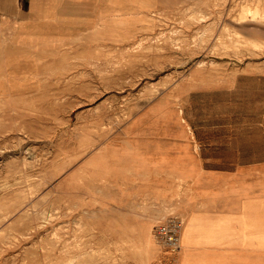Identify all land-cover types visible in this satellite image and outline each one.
<instances>
[{"label": "rangeland", "instance_id": "rangeland-1", "mask_svg": "<svg viewBox=\"0 0 264 264\" xmlns=\"http://www.w3.org/2000/svg\"><path fill=\"white\" fill-rule=\"evenodd\" d=\"M258 1L0 6V264L202 263L157 238L190 186L167 170L264 191Z\"/></svg>", "mask_w": 264, "mask_h": 264}, {"label": "crops", "instance_id": "crops-1", "mask_svg": "<svg viewBox=\"0 0 264 264\" xmlns=\"http://www.w3.org/2000/svg\"><path fill=\"white\" fill-rule=\"evenodd\" d=\"M60 2L0 0V6L7 8L8 14H13L24 3L23 11L30 15L25 20L34 28L37 22L47 21L50 15L58 13L54 6H59ZM61 20L68 22L69 19ZM204 170V166L191 170L185 166L167 170L172 180L180 178L190 185L175 199L181 215H185L186 226L191 220L194 224L188 229L189 239L184 241L195 242L183 246L178 260L181 262L185 251L189 250L187 246L194 256L199 257L201 264H264V191L240 187L238 175L222 181L225 187L233 181L234 188L221 189L222 185L218 184L213 189H203L199 182L204 177ZM192 226H195L193 231Z\"/></svg>", "mask_w": 264, "mask_h": 264}, {"label": "built area", "instance_id": "built-area-1", "mask_svg": "<svg viewBox=\"0 0 264 264\" xmlns=\"http://www.w3.org/2000/svg\"><path fill=\"white\" fill-rule=\"evenodd\" d=\"M185 220L179 215H170L157 225L156 235L160 243L169 249L181 246V233Z\"/></svg>", "mask_w": 264, "mask_h": 264}, {"label": "bare ground", "instance_id": "bare-ground-1", "mask_svg": "<svg viewBox=\"0 0 264 264\" xmlns=\"http://www.w3.org/2000/svg\"><path fill=\"white\" fill-rule=\"evenodd\" d=\"M257 2H259V1L257 0ZM259 3H260V2H259ZM247 4H248V3H247ZM247 4H245V5H247ZM245 5H244V6H245ZM249 5H250V3H249ZM249 5H248V6H249ZM244 6H243V8H244ZM257 6H258V5H257ZM257 6H256V7H257ZM254 7H255V6H254ZM243 10H244V9H243ZM246 10H247V9H245V11H246ZM241 11H242V10H241ZM253 11H254V8H253ZM260 11H261V10H260ZM255 12H256V11H255ZM255 15H256V14H255ZM175 26H176V25H175ZM183 35H186V34H183ZM179 36H180V35H179ZM240 36H241V35H240ZM176 37H177V36H176ZM238 37H239V34H238ZM244 37H245V36H244ZM244 37L242 36V38H244ZM240 38H241V37H240ZM250 38H251V37H250ZM237 40H238V38H237ZM237 40H236V41H237ZM242 40H243V39H242ZM244 41H245V39H244ZM255 41H256V39H255ZM242 42H243V41H242ZM257 42H258V41H257ZM259 43H260V42H259ZM254 45H255V43H254ZM259 45H260V44H259ZM200 62H201V61H200ZM2 205H3V204H2ZM0 206H1V205H0ZM2 210H3V208H2ZM5 210H6V209H5ZM3 211H4V210H3ZM6 211H7V210H6ZM6 211H5V212H6ZM23 213H24V212H23ZM23 213H22V214H23ZM25 213H26V212H25ZM25 213H24V214H25ZM6 214H8V213L6 212ZM19 215H20V214H19ZM25 215H27V213H26ZM6 216H7V215H6ZM23 216H24V215H22V217H23ZM184 216H185V215H184ZM19 218H20V217H18L17 219H19ZM8 219H9V218H8ZM21 219H23V218H21ZM21 219H20V220H21ZM186 219H187V217H186ZM0 220H1V219H0ZM2 220H3V219H2ZM24 220H25V219H24ZM189 220H190V219H189ZM22 221H23V220H22ZM193 221H194V220H193ZM202 221H203V220H202ZM214 221H215V220H214ZM2 222H4V220H3ZM2 222H1V223H2ZM17 222H18V221H17ZM187 222H188V220H187ZM191 222H192V220H191V221L187 224V226H186V220H185V225H184V227H183V229H182V233H181V241L183 242V244H182L183 246H185L187 243H192V242H193V241H184V240L189 239V237H190V235H191V234H190L189 236H187L188 233H189V232H188V229H189V227L193 224V223H191ZM4 223H5V222H4ZM12 223H13V222H12ZM20 223H21V221H20ZM199 223H200V222H199ZM138 224H139V223H138ZM200 224H201V223H200ZM193 225H194V224H193ZM198 225H199V224H198ZM199 226H200V225H199ZM11 227H12V226H11ZM194 227H195V226H192V231L194 230ZM202 227H203V226H202ZM202 227H201V228H202ZM0 228H1V227H0ZM6 228H7V232H8V231H9V230H8V227H6ZM197 228H198V226H196V229H197ZM1 229H2V228H1ZM9 229H10V228H9ZM4 230H5V229H4ZM12 230H13V229H12ZM1 231H2V230H1ZM151 231H152V229H151ZM3 232H4V231H3ZM211 232H212V231H211ZM5 236H8V235H5ZM3 237H4V236H3ZM0 238H2V236H0ZM196 239H197V238H196ZM199 240H203V239H199ZM78 243H79V242H78ZM68 244H69V243H68ZM70 244H71V243H70ZM80 244L82 245V243H80ZM80 244H78V246H80ZM75 245H76V244H75ZM151 246H153V247L155 246V242H154V241L152 242V245H151ZM66 248H68V247H66ZM66 248H63V249H65V251H66ZM69 248H70V245H69ZM186 248L189 249V252H190V247H187V246H186ZM152 249H153V248H152ZM185 250H186V249H185ZM87 251H88V250H87ZM181 251H182V249L180 250V253H181ZM83 252H84V251H83ZM86 253H87V252H86ZM186 253H187V250L185 251V254H186ZM81 254H84V253H81ZM81 254H80V255H81ZM77 255H79V254H77ZM90 255H91V254H90ZM90 255H89V257H90ZM70 257H71V256H70ZM83 257H85V256H83ZM89 257H85V258H89ZM74 258L76 259V257H74ZM78 258H79V257H78ZM91 258H92V257H91ZM69 259H70V258H69ZM80 259H82V257H81ZM80 259H79V260H80ZM89 259H90V258H89ZM76 260H78V259H76ZM87 260H88V259H86V261H87ZM74 261H75V260H74ZM90 261H91V259H90L89 261H87V264H88ZM72 262H73V261H72ZM72 262H71V263H72ZM77 262H79V261H77ZM77 262H76V264H78ZM73 263H74V262H73ZM73 263H72V264H73ZM80 263H81V262H80ZM90 263H91V262H90ZM69 264H70V263H69Z\"/></svg>", "mask_w": 264, "mask_h": 264}]
</instances>
